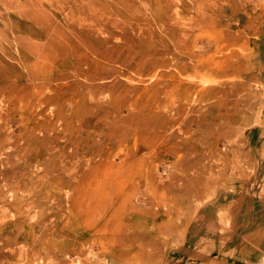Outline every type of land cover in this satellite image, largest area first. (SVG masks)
Returning a JSON list of instances; mask_svg holds the SVG:
<instances>
[{
    "label": "rangeland",
    "instance_id": "rangeland-1",
    "mask_svg": "<svg viewBox=\"0 0 264 264\" xmlns=\"http://www.w3.org/2000/svg\"><path fill=\"white\" fill-rule=\"evenodd\" d=\"M264 264V0H0V264Z\"/></svg>",
    "mask_w": 264,
    "mask_h": 264
},
{
    "label": "crops",
    "instance_id": "crops-1",
    "mask_svg": "<svg viewBox=\"0 0 264 264\" xmlns=\"http://www.w3.org/2000/svg\"><path fill=\"white\" fill-rule=\"evenodd\" d=\"M258 256H251L250 252L249 255L246 257H241L239 258L240 260H238V258H236V260H232V264H259L258 262Z\"/></svg>",
    "mask_w": 264,
    "mask_h": 264
}]
</instances>
